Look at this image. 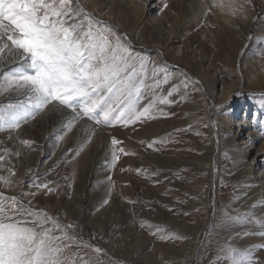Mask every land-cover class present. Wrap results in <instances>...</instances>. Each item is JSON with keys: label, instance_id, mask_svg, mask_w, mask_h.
<instances>
[{"label": "rangeland", "instance_id": "rangeland-1", "mask_svg": "<svg viewBox=\"0 0 264 264\" xmlns=\"http://www.w3.org/2000/svg\"><path fill=\"white\" fill-rule=\"evenodd\" d=\"M88 1L73 0V6L145 58L149 76L154 66L159 79L167 74L169 82L148 91L138 107L167 99L163 110L173 115L163 119L174 123L146 134L163 115L152 106V118L127 126L82 121L69 130L58 112L47 111L21 120L19 128L5 124L4 214L21 219L7 199L14 196L56 218L63 232L52 222L43 227L60 238L63 264H264V212H258L264 203V0H224L225 14L217 13L215 0H152V15L138 19L124 4L125 26ZM154 15L159 24L150 21ZM158 25L160 48L151 43ZM13 51L0 54V65L13 61L0 68V83L21 68ZM23 99L0 96V115L11 116L8 105ZM113 138L121 143L112 145ZM236 152L243 154L240 162ZM41 183L52 191L34 187ZM253 186L260 188L254 194ZM226 216L232 219L222 224Z\"/></svg>", "mask_w": 264, "mask_h": 264}, {"label": "snow or ice", "instance_id": "snow-or-ice-1", "mask_svg": "<svg viewBox=\"0 0 264 264\" xmlns=\"http://www.w3.org/2000/svg\"><path fill=\"white\" fill-rule=\"evenodd\" d=\"M6 49L14 50L21 68L0 83V96L19 93L25 99L8 105L11 116L0 115V131L5 124L9 129L19 128L21 120L26 122L45 111L58 112L69 130L82 121H94V126H127L151 116L152 102L140 109L141 100L148 91L168 83L167 74L159 79L158 66L149 76L148 61L133 56L120 35L83 8L73 6V0H0V54ZM175 90L176 85L168 95ZM22 143L31 146L33 142ZM111 143L121 142L113 138ZM113 157L118 159L115 153ZM34 187L46 194L52 191L48 183ZM7 199L21 219L7 216L0 205V264H63L62 249L56 243L60 238L50 235L52 229L43 225L52 222L61 232L64 227L47 213L25 207L14 196ZM231 219L226 216L221 223Z\"/></svg>", "mask_w": 264, "mask_h": 264}, {"label": "bare ground", "instance_id": "bare-ground-1", "mask_svg": "<svg viewBox=\"0 0 264 264\" xmlns=\"http://www.w3.org/2000/svg\"><path fill=\"white\" fill-rule=\"evenodd\" d=\"M152 0H142L140 2V0H106L104 3H100L99 0H90V4L95 8V11L98 12L99 14H101L104 18H106L108 21L114 22L115 24L121 26V25H127L126 24V20L128 19L127 13L124 12L123 10V6L124 4L132 7L134 10V14L136 15L135 17H133V19L137 18L139 15H145L146 17H148V15H152V13L154 12L157 4H152L151 2ZM218 4L217 7V13L219 12V14H222L225 12L227 4L225 7L224 6V0H215ZM203 2V1H202ZM223 2V5L219 6V3ZM203 5V4H202ZM138 7V8H137ZM223 7V8H222ZM127 9V8H126ZM228 9V8H227ZM128 11V10H127ZM130 13V12H129ZM226 13V12H225ZM224 13V14H225ZM223 16V15H222ZM225 16V15H224ZM125 20V21H124ZM140 20V18H139ZM138 20V21H139ZM221 20V19H220ZM223 20L225 22L223 23H228V19L223 17ZM131 21V20H130ZM152 22H157L159 24V20H158V16L156 17L155 15L151 18ZM165 21L167 22L168 19H165ZM229 24V23H228ZM144 29V28H143ZM172 32V30H171ZM153 37L151 38V43L153 47H162V40H163V29L158 25L157 27H155L154 32L152 33ZM144 35V34H143ZM141 34V37L143 36ZM144 38V37H142ZM177 38V37H176ZM231 43V42H230ZM186 56L184 51L181 52L180 54V59L179 60H185ZM229 59V58H228ZM13 61L11 59H9L7 62L3 63L0 65V68L4 67V66H8L9 64H11ZM164 78V77H163ZM163 80V79H162ZM169 82V81H168ZM166 85V84H165ZM163 90V89H162ZM161 90V91H162ZM163 92V91H162ZM160 94H163V93ZM156 95V94H155ZM158 95V94H157ZM164 96V95H163ZM167 96V95H166ZM161 100H167V99H158L157 102H155V105L153 106V112L154 110L156 111H160L163 112L162 117H159V119L154 120L153 122H151L150 125L146 126V128L144 129L146 131V134L150 133L152 134L153 131H160L162 129H164L165 126L168 125H172L174 123V118L171 119V117H169L170 119H163L164 117H167L168 115L170 116L171 112H168L166 110H163L165 107H163L164 103H161ZM246 101V100H244ZM175 103V102H173ZM244 103V102H243ZM174 105V104H173ZM172 105V106H173ZM171 110V109H170ZM151 111V112H152ZM157 114V112H155ZM165 113V114H164ZM153 114V113H152ZM155 115V114H154ZM173 115V114H171ZM151 117V116H150ZM152 118V117H151ZM154 118V117H153ZM151 120V119H150ZM62 122V121H61ZM236 156L238 159V162H240L243 158V154L236 152ZM241 169V167H239ZM238 168V169H239ZM259 187L258 186H253L251 187V191L252 194L256 193L257 191H259ZM258 212L259 213H263L264 212V203L260 204V206L258 207ZM246 241V240H245ZM241 242H244L243 240Z\"/></svg>", "mask_w": 264, "mask_h": 264}]
</instances>
